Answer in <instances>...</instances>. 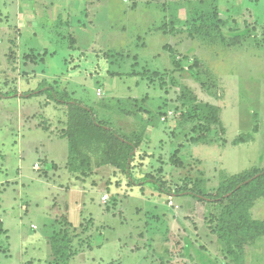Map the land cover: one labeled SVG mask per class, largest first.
<instances>
[{"label": "rangeland", "instance_id": "obj_1", "mask_svg": "<svg viewBox=\"0 0 264 264\" xmlns=\"http://www.w3.org/2000/svg\"><path fill=\"white\" fill-rule=\"evenodd\" d=\"M82 2L0 0V90L29 91L46 79L103 128L86 127L80 110L45 94L0 98V264H236L229 249L238 241L215 227L238 196L215 203L160 193L112 161L125 139H138L135 178L205 194L222 173L264 169V0ZM170 34L179 35L177 51ZM205 102L221 107L226 132L192 143L201 123L191 115ZM255 115L254 141L233 145ZM65 187L86 194L78 228L64 213L52 221ZM250 215L264 221V197ZM53 227L66 235L59 257ZM233 227L244 264H264V235L252 240Z\"/></svg>", "mask_w": 264, "mask_h": 264}, {"label": "trees", "instance_id": "obj_2", "mask_svg": "<svg viewBox=\"0 0 264 264\" xmlns=\"http://www.w3.org/2000/svg\"><path fill=\"white\" fill-rule=\"evenodd\" d=\"M40 94H45L48 99L57 104H67L76 107V110H80L81 113L75 111V117L81 118L82 123H85L86 127H88L89 124H98V130L101 132L103 131L100 125L101 122L96 119L92 111L85 110L83 105L71 97L67 91H58L46 79L42 80L35 89L29 91L20 92L18 90H11L3 92L0 90V98L30 99ZM189 98L196 101V95H192V97ZM84 115L87 118H84ZM191 116L198 119L201 123L197 130H193V134L189 138V141L192 143H206L213 129H219L222 134L226 132L221 117V107L216 104L209 102L197 103L194 107V113ZM254 119L255 124L252 130L239 134L233 139V145L247 144L254 141L260 128L256 115ZM112 132L116 134L114 131ZM74 143L75 140L70 137L68 139L69 153L65 160L66 165L70 163V159L73 156ZM139 144L140 140L138 139H125L118 150V158L112 161L118 169H121L127 174L133 184L144 185L149 183L160 193L176 196H191L200 201L215 203H222L226 200L233 201L232 199L238 196L237 202L233 205L230 204L226 206L225 210L216 218L217 224L215 230L223 239H236L238 241L236 248H230L229 252L233 256V260L236 264H244L245 248L242 239L237 237L238 235L237 232H235L233 224H237L239 230L245 233L251 234L252 232V240L260 235H264V221L254 220L250 215V209L254 206L255 201L264 197V169L253 166L234 174L222 173L217 189L208 194L196 192L188 188H178L173 191L172 187L166 185L165 181L156 179L150 174L142 178H135L132 175L130 163ZM56 228L57 227L54 228L53 232H56ZM65 237L66 235L61 236L60 233L52 234L50 247L55 257H59L66 253L67 245L61 246L66 242L64 241L66 239Z\"/></svg>", "mask_w": 264, "mask_h": 264}, {"label": "crops", "instance_id": "obj_3", "mask_svg": "<svg viewBox=\"0 0 264 264\" xmlns=\"http://www.w3.org/2000/svg\"><path fill=\"white\" fill-rule=\"evenodd\" d=\"M64 1H66L67 3L72 2V4H73L72 6L75 9L84 8V6H85V4L82 6V4H83L82 0H64ZM130 1H133V0H130ZM74 3H77L79 5V7H77L78 5H75ZM20 5L22 6L23 3L20 2ZM21 6H20L19 10H21ZM55 11H56V8L54 7V10L52 11V13L55 12ZM95 15H97L96 10H95ZM16 24L25 25L22 21H19V20L15 21V25ZM72 25H75L73 27H75V29L77 30L78 26L76 25V23H73V20L71 22V26ZM67 28H70V27H67ZM67 28H65V29H67ZM94 33L96 34V33H100V32H98L97 28L96 29L94 28ZM174 35H176V36H174ZM170 36H171V40L169 42H167V43H169V44L173 43L174 45L172 46V48H174V50L177 51L178 50V44L180 43V41H179V39L177 37L179 35L178 34H170ZM178 41H179V43H177ZM60 188L63 189L62 186ZM63 191L65 192V193H63V195H64L63 202L65 203L64 207H60V210H62V211H60V213L57 214V215L54 214V217L52 218V221H55L56 218L60 217V215L62 213H64L66 215V217H67L68 223H70L72 228H78V227H80V225L82 223V215H83V212H84L83 208H84V204H85V195L86 194H85V192H83L81 194L82 197H80L81 196L80 193H79L80 189L79 188H74V187H71V188H66L65 187V189ZM54 223L57 225V222H54ZM54 228L55 227L52 228V230L50 231V234L48 236L53 234Z\"/></svg>", "mask_w": 264, "mask_h": 264}, {"label": "built area", "instance_id": "obj_4", "mask_svg": "<svg viewBox=\"0 0 264 264\" xmlns=\"http://www.w3.org/2000/svg\"><path fill=\"white\" fill-rule=\"evenodd\" d=\"M34 168L39 169L40 168L39 163L35 164ZM105 197H107V196H105Z\"/></svg>", "mask_w": 264, "mask_h": 264}]
</instances>
